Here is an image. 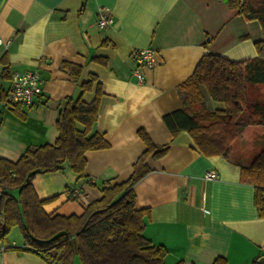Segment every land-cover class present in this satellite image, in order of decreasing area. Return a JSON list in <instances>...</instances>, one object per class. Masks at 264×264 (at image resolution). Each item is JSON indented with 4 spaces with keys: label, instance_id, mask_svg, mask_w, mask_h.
<instances>
[{
    "label": "crops",
    "instance_id": "0c3cea01",
    "mask_svg": "<svg viewBox=\"0 0 264 264\" xmlns=\"http://www.w3.org/2000/svg\"><path fill=\"white\" fill-rule=\"evenodd\" d=\"M100 8L113 18L105 28L96 24ZM262 38L259 22L239 13L235 0H0V158L16 161L28 147L54 143L64 98L78 97L80 82L96 74L103 95L92 130L109 146L84 153L80 177L67 162L36 174L31 183L37 197L50 198L44 211L79 215L100 198L103 182L129 178L146 148L137 134L143 128L153 143L167 146L160 157L146 158L149 170L134 186L135 206L147 209L144 234L166 247L165 263L212 264L221 257L225 264H264V217L254 204V187L240 175V166L262 149L255 145L264 125L247 126L225 158L202 154L187 131L172 135L162 120L182 106L178 86L203 54L254 57ZM145 47L157 51L159 63L144 69V82H138L134 51ZM63 62L82 67L78 80ZM26 70L39 72L42 93L31 105L7 104L11 74ZM199 89L209 109L224 107L204 86ZM93 96L86 92L83 99ZM210 169L217 178L203 177ZM71 189L81 194L70 197ZM17 191L10 190L14 196ZM0 244L22 246L23 240L7 237ZM0 264L49 263L34 252L8 249L0 251Z\"/></svg>",
    "mask_w": 264,
    "mask_h": 264
},
{
    "label": "trees",
    "instance_id": "16d2710c",
    "mask_svg": "<svg viewBox=\"0 0 264 264\" xmlns=\"http://www.w3.org/2000/svg\"><path fill=\"white\" fill-rule=\"evenodd\" d=\"M235 5L239 13L260 24L263 38L255 42L257 55L232 60L212 52L203 54L192 74L178 86L182 106L162 115L172 135L187 131L206 156L228 158L232 143L247 126L264 125V101L250 102L246 97L248 83L264 84V0H235ZM62 67L74 79L80 78V65L63 62ZM200 85L224 107L209 109ZM79 87L78 97L63 100L55 120L58 135L54 143L28 147L16 161L0 158V218L4 220L0 241L7 242V232L18 226L22 246H5V250L34 252L49 264H166V247L144 234L147 209L135 206L134 186L149 170L146 158L160 157L167 149L153 143L143 128L137 134L146 148L130 177L119 183L103 182L100 198L89 202L81 214L46 213L42 206L50 198L39 199L32 187L36 174L57 171L66 162L82 176L84 153L109 146L102 133L92 130L103 95L97 75L89 73ZM90 91L94 96L85 101L83 95ZM240 175L254 187V204L264 217V147L240 166ZM11 189L18 190L17 196ZM212 264H225V259L218 257Z\"/></svg>",
    "mask_w": 264,
    "mask_h": 264
},
{
    "label": "built area",
    "instance_id": "2783aa9c",
    "mask_svg": "<svg viewBox=\"0 0 264 264\" xmlns=\"http://www.w3.org/2000/svg\"><path fill=\"white\" fill-rule=\"evenodd\" d=\"M113 18L106 8H100L96 15V24L100 28H105L112 24ZM8 45V43H5ZM158 53L152 47L140 48L134 51V62L132 64V73L138 82H144V69H153L158 65ZM42 93V82L37 70L14 71L11 74L9 90L6 94L5 102L10 105H31L36 97ZM203 177L205 179H215L218 173L213 170H207ZM70 197H77L81 194L78 189L66 191ZM4 229L3 217L0 218V232ZM264 250V245H263ZM5 246L0 244V251H4Z\"/></svg>",
    "mask_w": 264,
    "mask_h": 264
},
{
    "label": "rangeland",
    "instance_id": "374dc122",
    "mask_svg": "<svg viewBox=\"0 0 264 264\" xmlns=\"http://www.w3.org/2000/svg\"><path fill=\"white\" fill-rule=\"evenodd\" d=\"M246 97L250 102L264 101V86H258L257 84L253 85L251 83H248ZM257 142L261 144H259L260 146L255 145V147H263L262 143H264V135L258 137ZM6 236L17 241H20L22 239V234L18 226L10 228Z\"/></svg>",
    "mask_w": 264,
    "mask_h": 264
},
{
    "label": "water",
    "instance_id": "95a60500",
    "mask_svg": "<svg viewBox=\"0 0 264 264\" xmlns=\"http://www.w3.org/2000/svg\"><path fill=\"white\" fill-rule=\"evenodd\" d=\"M241 3H242V1H241Z\"/></svg>",
    "mask_w": 264,
    "mask_h": 264
}]
</instances>
